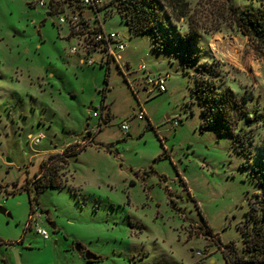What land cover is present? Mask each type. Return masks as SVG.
Masks as SVG:
<instances>
[{
    "label": "rangeland",
    "instance_id": "1",
    "mask_svg": "<svg viewBox=\"0 0 264 264\" xmlns=\"http://www.w3.org/2000/svg\"><path fill=\"white\" fill-rule=\"evenodd\" d=\"M33 1L0 0V206L11 214L0 215V264H234L223 255L230 242L246 257L240 227L264 180V52L240 33L231 5L149 0L164 25L155 40L130 35L119 64L100 66L97 53L88 67L70 53L78 40L58 23L62 13ZM102 1L99 15L77 12L127 33ZM66 3L49 10L69 14ZM247 6L233 1L238 12ZM191 25L199 42L177 48ZM210 65L217 94L233 91L247 112L231 129H202L205 105L192 90ZM146 74L166 77V92L147 94ZM55 154L60 187L35 195L48 181L40 163ZM77 245L99 260L87 263Z\"/></svg>",
    "mask_w": 264,
    "mask_h": 264
},
{
    "label": "trees",
    "instance_id": "2",
    "mask_svg": "<svg viewBox=\"0 0 264 264\" xmlns=\"http://www.w3.org/2000/svg\"><path fill=\"white\" fill-rule=\"evenodd\" d=\"M150 1L109 0L107 6L103 7L102 10L104 11L106 9L110 15L112 11H118L117 14L127 26V33L125 34H127L128 37L130 35L138 37L150 32L155 40L159 29L164 27V25L162 19L159 18L155 5ZM226 1L231 5L230 8L234 13L233 21L240 33L247 37L256 48L264 52V0H244L248 2V6L240 12L233 7L234 0ZM76 2L78 3L79 1ZM254 4H257V7H255ZM183 7H186V5H183ZM183 7H180V18L187 16V10L186 8L182 10ZM54 11H58V9L53 7L50 14H54ZM59 12L62 14L66 13L63 10ZM189 28L190 35L187 39V43L181 38L178 45L176 44L177 48L182 46L187 50L188 43L192 44L193 40L199 42L195 28H193L192 25ZM70 35H76L78 37L82 35V31L77 33L74 30H70ZM165 48L166 47H158L156 49L161 51ZM191 60L192 59H190V61ZM216 67L217 66L210 65L209 67L204 66L202 69H197L198 74L192 94L198 98L201 105H205L202 110V129H207L214 125H225L231 129L233 122L236 123L241 118L247 116V112L244 110V103L234 95L233 91L226 90V93L221 96L217 94L216 82L213 81V78L218 76ZM239 138V135L236 136L237 140ZM80 152L81 151H77L75 155ZM69 155L70 154L66 157ZM58 158L62 157L59 154H55L41 161L39 174H42L48 181L33 188L32 191L35 192V195H38L43 189L48 187H60L56 185L55 173L50 170V164ZM63 161H66V159ZM56 170L57 169H55V172ZM30 207L29 215L33 211V207ZM240 231L246 257H237L235 255L234 242H230L225 246L226 250L223 251L225 260L229 261L228 256H230L232 258L231 262L234 264H264V180L260 182L259 192L254 194L253 200L250 199L249 201V210L240 227Z\"/></svg>",
    "mask_w": 264,
    "mask_h": 264
},
{
    "label": "built area",
    "instance_id": "3",
    "mask_svg": "<svg viewBox=\"0 0 264 264\" xmlns=\"http://www.w3.org/2000/svg\"><path fill=\"white\" fill-rule=\"evenodd\" d=\"M76 1H79L78 3ZM31 6L37 5L41 8H47V12L50 14L51 10H49V4H46L43 0H37L30 3ZM103 5L102 0H67L66 8L70 11L69 14H59L58 23L60 25H68L71 31L79 32L82 31L81 36H73L69 37H77L78 40L75 46H72L70 49V53L72 55H76L77 57H81L80 63L82 66L92 67L96 65V59L94 58L98 53L99 64L100 66H104L105 64L109 65L114 62L119 64L121 59V55L126 51L127 44L125 41V34L119 33L117 31L106 30L102 26V24L97 23L96 17L94 15L93 19H86L83 14L77 10L88 9L91 12H97L99 15L98 9ZM61 6L64 8V5H55ZM56 8V7H54ZM60 11V10H58ZM47 13V14H48ZM51 15V14H50ZM95 23L96 25H92ZM81 37V39H78ZM139 70L142 73H146V67L143 64ZM145 86L151 88V92L158 91L159 93H165L166 88V77L162 75L152 76L151 74H146L145 76ZM149 92V93H151ZM101 110V107H100ZM145 112L141 108L139 111V118L143 119L145 117ZM94 117H99L98 114L93 113ZM174 127L178 126V121L173 124ZM121 130L124 133H128L130 126L127 121H124L121 124ZM35 212L29 215L28 221L30 225L37 224L40 220L39 211L36 209ZM36 233L41 236L44 240L49 239L48 232L37 226ZM200 255V253H198Z\"/></svg>",
    "mask_w": 264,
    "mask_h": 264
},
{
    "label": "water",
    "instance_id": "4",
    "mask_svg": "<svg viewBox=\"0 0 264 264\" xmlns=\"http://www.w3.org/2000/svg\"><path fill=\"white\" fill-rule=\"evenodd\" d=\"M47 16H49V14ZM125 36L128 37L127 34ZM7 163H11V161L7 160ZM0 215L7 218V219H11V214L2 206H0ZM45 215H47V214L45 213ZM49 225L52 227V229H56L54 223H50ZM82 249L83 248L81 247V245H77L75 248V250L79 253L82 251ZM84 259L86 262H89V263L99 260V258L97 256H95L94 254H92L90 252H85Z\"/></svg>",
    "mask_w": 264,
    "mask_h": 264
},
{
    "label": "crops",
    "instance_id": "5",
    "mask_svg": "<svg viewBox=\"0 0 264 264\" xmlns=\"http://www.w3.org/2000/svg\"><path fill=\"white\" fill-rule=\"evenodd\" d=\"M51 2H52V0H49L48 3H46V2H45V3H46V4H50ZM53 3H54V2H53ZM28 5L30 6V3H29ZM58 5H59V4H58ZM61 5H62V4H61ZM52 6H54V5H52ZM54 7H56L58 10H62V9H60V6H54ZM103 24H104V23H103ZM102 27H103L104 29H106V28L104 27V25H103ZM112 31H113V30H112ZM125 35H126V34H125ZM125 38H128V37H125ZM126 50H127V49H126ZM125 52H126V51H125ZM125 52H124V53H125ZM124 53H123V54H124ZM123 54L121 55V59H122ZM76 57H77V56H76ZM77 60H78L79 64L81 65V63H80L81 57L78 56V57H77ZM143 64L146 65V62H144ZM123 65H125V66L128 67V64H127V63H124ZM146 69H147V67H146ZM145 89L147 90V91H146L147 94H152V93H153V91L151 92V88L145 86ZM149 92H151V93H149ZM95 118H97V117H95Z\"/></svg>",
    "mask_w": 264,
    "mask_h": 264
},
{
    "label": "flooded vegetation",
    "instance_id": "6",
    "mask_svg": "<svg viewBox=\"0 0 264 264\" xmlns=\"http://www.w3.org/2000/svg\"><path fill=\"white\" fill-rule=\"evenodd\" d=\"M84 252H85V251L82 249L81 253L84 254ZM88 263H89V262H88Z\"/></svg>",
    "mask_w": 264,
    "mask_h": 264
}]
</instances>
